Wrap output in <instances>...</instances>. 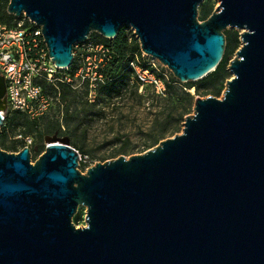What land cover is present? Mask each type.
<instances>
[{
  "label": "water",
  "instance_id": "obj_1",
  "mask_svg": "<svg viewBox=\"0 0 264 264\" xmlns=\"http://www.w3.org/2000/svg\"><path fill=\"white\" fill-rule=\"evenodd\" d=\"M9 0L41 28L56 66L91 34L131 27L141 51L182 83L214 72L240 30L222 98H197L181 134L86 173L67 137L0 148V264H264V0ZM7 111L0 76V127ZM86 209L83 228L73 222Z\"/></svg>",
  "mask_w": 264,
  "mask_h": 264
},
{
  "label": "rangeland",
  "instance_id": "obj_2",
  "mask_svg": "<svg viewBox=\"0 0 264 264\" xmlns=\"http://www.w3.org/2000/svg\"><path fill=\"white\" fill-rule=\"evenodd\" d=\"M219 2V0H205L199 7L198 19L202 22L205 21V10L214 12L219 6ZM21 18L18 24H29L24 16ZM125 32L129 37H135L131 27L126 28ZM228 33L238 34L236 45L235 43L226 45L225 52H231L228 57L229 66L241 46V31L229 28L224 34ZM88 76L92 79L94 70H90ZM232 76L230 73L228 80ZM80 82V80L74 81V85L78 87L74 91H70V89L64 91L62 88L55 92L49 90L53 105L49 112L38 121V132L26 134L24 128L6 124L7 132L3 133L2 125L0 136L5 137V143L2 144L0 141V148L8 153H18L25 147L20 136H30L32 138V144L29 146L32 153L31 161L35 163L46 150L47 137L55 135L59 138L67 137L70 141H76L81 147L78 169L82 173H86L96 163H104L121 156L129 158L145 153L146 151L143 152L147 148L145 146H153V138L164 128L169 131L162 141L181 134L185 118L194 113L195 102L190 106L186 101H183V98L185 97L184 93L187 92L195 95L194 87L189 88L197 82L182 83L177 80L172 92L177 99L159 96L149 87L140 90L135 84H132L131 79L120 86L118 93L111 96L104 89L100 91L99 83L96 87L91 88L86 83L80 85ZM222 97L223 93L217 98ZM186 109L188 110L185 112ZM24 116L31 120L28 116ZM59 125L58 131H51L53 127L57 128ZM70 131L74 133L71 138L70 135H67ZM122 147H128L129 151L117 156V150ZM35 152H38V155H35ZM78 213L82 215L81 221L75 223L73 220V222L77 228H83L86 226V209L80 208Z\"/></svg>",
  "mask_w": 264,
  "mask_h": 264
},
{
  "label": "built area",
  "instance_id": "obj_3",
  "mask_svg": "<svg viewBox=\"0 0 264 264\" xmlns=\"http://www.w3.org/2000/svg\"><path fill=\"white\" fill-rule=\"evenodd\" d=\"M28 22V25L8 26L0 19V76L6 82L7 111L39 121L53 105L50 88L59 91L60 84H65L76 90L74 81L79 80L80 85L88 83L91 88L96 87L103 81V70L110 63L112 53L109 45L90 36L86 42L75 45L73 65L60 68L50 57L41 28ZM128 68L132 70V84L139 85L140 90L149 87L157 95L166 96L171 72L158 60L142 52L141 57L135 56L130 61ZM90 70H94L92 79L88 76ZM5 113H1L3 118ZM20 138L25 147L32 144L30 136Z\"/></svg>",
  "mask_w": 264,
  "mask_h": 264
},
{
  "label": "trees",
  "instance_id": "obj_4",
  "mask_svg": "<svg viewBox=\"0 0 264 264\" xmlns=\"http://www.w3.org/2000/svg\"><path fill=\"white\" fill-rule=\"evenodd\" d=\"M9 4V0H0V19L3 23L7 24L8 26H17L18 21L21 20L22 18H16L13 15H9L7 13V7ZM213 11L211 10H205L204 13V19L207 20ZM128 28L127 26L124 27L121 32L119 33L118 37L113 39V40H108L100 35L93 33L91 34V37L94 40L103 42L111 47V53H112V59L110 63L104 68L103 70V81L99 83L100 85V91L101 90H106L108 95L111 96L114 93L119 92L120 86L124 85L126 81L131 79L132 76V70L128 68V65L131 60L135 58V56L141 57L142 52L140 49L139 42L134 36H128V34L125 32V29ZM226 35V41L227 44L231 45V43H236L238 42V34L234 33H228ZM235 41V42H234ZM231 55V52H225L223 61L221 64L216 68L214 72L209 74L206 78L203 80L193 84L190 86L189 89L194 87L195 89V95H192L190 92L184 93V98L183 101H186L188 105H192L197 98H203L209 95H212V97H219L223 91L225 90V85L226 82L228 81V78L230 77V73L228 71V57ZM74 75V72L71 73ZM177 83V80L170 74L169 79L167 81V93L166 97L170 98H175L177 97L174 96L173 89H174V84ZM88 85V83H86ZM138 88L139 85L135 84ZM60 88H62L64 91L67 89H70V91H74L71 86H67L65 84H60ZM50 91H54L55 89L50 88ZM179 99V98H178ZM188 109L185 110V112ZM6 124L8 126L14 125V127H21L25 129L26 134H31L33 132H38L37 130V124L38 121H32L27 118L21 113L17 112H11L7 111L4 115V123H3V133L7 132L6 130ZM52 128V127H51ZM60 129V125L55 128L53 127L51 131H58ZM169 130L167 128H164L161 132H159L154 138H153V143L154 145L151 147H147L143 152L150 150L152 147L158 145L164 138L166 133ZM67 135H70V138L73 137L74 133L73 132H68ZM41 136V133H40ZM0 141L2 144L5 143V137L0 136ZM70 145L76 149L79 153H81L82 149L79 147L78 143L76 141H70ZM12 149L13 147H8ZM129 151L128 147H122L117 150L116 154L117 156L121 154H126ZM35 155H38V152L34 153ZM116 156V157H117ZM82 219L81 213H78L74 217V222H80Z\"/></svg>",
  "mask_w": 264,
  "mask_h": 264
}]
</instances>
